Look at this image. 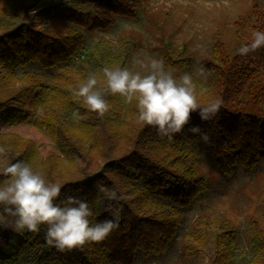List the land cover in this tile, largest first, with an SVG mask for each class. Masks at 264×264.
<instances>
[{"label":"trees","instance_id":"16d2710c","mask_svg":"<svg viewBox=\"0 0 264 264\" xmlns=\"http://www.w3.org/2000/svg\"><path fill=\"white\" fill-rule=\"evenodd\" d=\"M141 1L64 0L32 9L25 0H15L12 8L0 10V110L20 112L26 88H42L43 115L35 117L33 125L44 127L60 155L73 165L67 172H45L47 182L62 185L57 202L68 196L87 201L92 223L113 219L111 211L120 209L119 229L106 240L63 253L47 244L45 225L38 233L16 232L10 221L6 227L0 225V264H16L32 252L37 254L34 264H135L137 256L153 261L179 236L187 209L209 190L204 163L230 179L237 169L251 171L264 159V48L247 56L237 52L251 42L253 31L264 32L262 8L254 7L251 17L234 21L230 44L222 41L220 32L214 33L210 56L199 61L201 68L211 72L206 83L193 76L192 59L169 39L162 40L160 53L166 71L176 77L190 74L201 105L217 97L223 100L212 121H201L192 113L173 142L158 136L155 128L137 123L135 101L126 104L122 97L106 96L110 108L101 119L72 94L90 74L102 79L104 67L131 70L126 52L113 56L101 45L82 62L90 66L88 72L83 65L78 71L67 65L82 50L83 33L107 31L116 18H138ZM10 11L16 22L8 20ZM28 64L44 70L63 69L54 75L53 86L47 87L36 76H16L15 71ZM201 85L208 89L203 97L199 95ZM76 109L87 118L74 120ZM193 126L208 134V143L189 131ZM15 146L28 150L26 145ZM97 182L126 199L102 200ZM236 234V225L225 217L210 220L202 214L182 254L199 256L211 245V264H233ZM248 240L249 264H264V213L261 222L249 221Z\"/></svg>","mask_w":264,"mask_h":264},{"label":"rangeland","instance_id":"374dc122","mask_svg":"<svg viewBox=\"0 0 264 264\" xmlns=\"http://www.w3.org/2000/svg\"><path fill=\"white\" fill-rule=\"evenodd\" d=\"M15 0H0V10L5 6L12 8ZM32 9L47 2L64 0H25ZM254 7L264 9V0H142L139 16L136 19L116 18L115 24L107 31H96L84 35V46L67 68L78 71L85 56L96 45L113 56L127 53L130 57L131 71H141L138 61L147 63L150 59H160V44L169 39L177 50L192 59V74L206 83L207 78L200 75L199 61L208 58L214 33L220 32L223 42H233V23L251 17ZM31 12V11H30ZM8 13L9 21H17ZM85 72L90 66L84 64ZM63 68L44 70L37 64H28L15 71L36 76L47 87L54 84V75ZM18 87L19 84H16ZM25 100L20 112L11 109L0 110V147L5 153L0 155V173L4 167L18 161L26 163L34 172L51 170L56 174L73 169L72 163L63 158L56 146L44 132V127L33 125L37 116L43 115L42 88H26ZM26 145L28 150L15 144ZM202 171L210 179L209 190L200 196L185 213V221L179 236L163 255L153 261H145L137 256L135 264H211L212 247L208 245L205 253L195 257H184L182 249L188 237L199 226L202 214L211 220L225 217L237 227V253L233 264H249L252 252L248 240V227L251 219L262 221L264 213V159L251 171L237 169L230 179L220 177L204 163ZM46 179V176H45ZM10 177L0 174V187L5 186ZM112 212V211H111ZM35 252L24 255L16 264H34Z\"/></svg>","mask_w":264,"mask_h":264},{"label":"clouds","instance_id":"9594fccd","mask_svg":"<svg viewBox=\"0 0 264 264\" xmlns=\"http://www.w3.org/2000/svg\"><path fill=\"white\" fill-rule=\"evenodd\" d=\"M264 48V32L253 31L250 43L237 49L241 56H247ZM141 71L128 68L102 69V79L95 73L90 74L85 82L72 89V94L82 98L84 107L99 118L109 112L106 96H119L124 103L135 101L136 121L141 126L156 129L157 135L173 142L174 136L181 133L191 121L192 113H197L201 121L208 122L216 118L223 105L219 97L206 104L198 102L197 84L188 73L179 77L170 70H165L160 59H150L147 63L137 62ZM200 75L207 78L209 69L201 68ZM208 89L201 85L199 95L205 96ZM76 121L86 119L79 110L72 112ZM194 135L208 143L210 137L201 132L199 126L189 128ZM5 148L0 147V155ZM5 177L10 181L0 187V225L8 226L10 221L16 232L38 233L45 225L47 244L57 251L70 252L82 250L86 245L99 244L119 229L120 209L112 210L113 219L92 223V209L87 201L68 196L58 201L62 185L47 182L43 172H34L26 163L18 161L3 168ZM102 200L119 202L126 197L108 188L102 182L95 185Z\"/></svg>","mask_w":264,"mask_h":264}]
</instances>
